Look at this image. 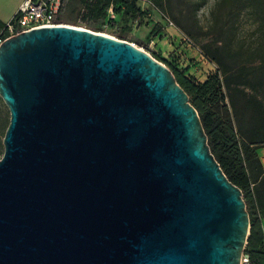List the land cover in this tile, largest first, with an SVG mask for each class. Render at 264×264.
<instances>
[{
    "label": "water",
    "instance_id": "water-1",
    "mask_svg": "<svg viewBox=\"0 0 264 264\" xmlns=\"http://www.w3.org/2000/svg\"><path fill=\"white\" fill-rule=\"evenodd\" d=\"M0 264H239L241 189L172 69L106 33L0 42Z\"/></svg>",
    "mask_w": 264,
    "mask_h": 264
},
{
    "label": "trees",
    "instance_id": "trees-1",
    "mask_svg": "<svg viewBox=\"0 0 264 264\" xmlns=\"http://www.w3.org/2000/svg\"><path fill=\"white\" fill-rule=\"evenodd\" d=\"M207 1L189 0L190 11L182 19H176V24L194 38L212 36L199 48L216 69L204 81H198L188 73L189 68L165 64L197 109L211 153L227 178L242 191L250 220L245 252L252 264H263L260 220L264 217V167L256 148L264 143V0H216L210 10V25L203 32L193 17ZM85 2L63 0L58 22L86 23L93 29L108 20L107 11L111 7L123 22L119 26L117 21H110L116 27L114 34L127 39L134 22L144 14L136 0H95L83 22H79L78 15ZM151 3L164 14L169 0ZM244 18L253 24L248 37L238 32ZM3 26L0 21V30ZM139 45L146 49L144 43Z\"/></svg>",
    "mask_w": 264,
    "mask_h": 264
},
{
    "label": "rangeland",
    "instance_id": "rangeland-1",
    "mask_svg": "<svg viewBox=\"0 0 264 264\" xmlns=\"http://www.w3.org/2000/svg\"><path fill=\"white\" fill-rule=\"evenodd\" d=\"M188 1L189 0H169V4H168V6H166V9L164 10V14H162L159 11L160 14L163 15V18L167 19L168 23H169V21H171L176 27H178L181 30V34H180L181 36H180L179 44L177 46H175L174 49H178V46H180L182 44L183 40L181 39V37L183 36V34H185L183 32V30L176 24V19H182L183 15L187 14L190 11ZM215 2H216V0H208L206 4L201 6L196 11V13L193 17L194 21L197 22L198 26L201 28V30L203 32L206 31L210 25V22H211L210 10L213 8ZM107 15H108V20H106L102 24H98L95 27H93V29H95V30L88 28L86 23L82 24L78 27L90 29V30H93L96 32L106 33V34L117 37V35L114 34V30L116 27L112 26L110 21L111 20L117 21L119 26H120V24H123V22L119 21L120 18L113 8L108 9ZM162 15H161V17H162ZM141 19H142L141 17L138 18L134 23L135 24L138 23L140 25L142 23ZM241 21H242V23H241V26L239 27V31H238L239 35L243 36V37H248V33L252 29L253 24H251V22L245 18L241 19ZM65 24L77 26V25H74L72 23H65ZM185 35H187V34H185ZM187 36L192 41H194V43H196L197 46H200V47H201L202 43H204V42H206L212 38V36L209 34L202 35V36H199L197 38H194V37L189 36V35H187ZM125 40L135 42V44L137 46L142 47L139 45L137 34H134L132 31H131V35L129 37H127V39H125ZM142 48L145 49L144 47H142ZM174 49L172 50V52L170 54L169 64H174L181 69L189 68L188 73H190V75L192 77H195L198 81H200V79H201L200 71H203L202 74L205 75V74H209L210 72H212L216 69L215 68L216 65L214 63H212L210 60H207L204 56H202L199 53L198 49H190V50H192L194 55L189 54V49L185 50L186 52H184V56L186 54L187 58H184L185 59L184 61H183V53L181 55H179V54L175 55V54H173ZM145 50L149 51L151 53V55H153V53H152L153 52V44H149L148 48L146 47ZM8 122H9V110H8L7 106L5 105V103L3 102V100L0 98V157H1L2 152H3L2 139L4 136L5 126Z\"/></svg>",
    "mask_w": 264,
    "mask_h": 264
},
{
    "label": "crops",
    "instance_id": "crops-1",
    "mask_svg": "<svg viewBox=\"0 0 264 264\" xmlns=\"http://www.w3.org/2000/svg\"><path fill=\"white\" fill-rule=\"evenodd\" d=\"M23 1L25 0H0V21L5 23L11 19ZM136 3L142 11L144 10V14L141 19L142 23L140 25L138 23H134L132 25V32L137 34L138 41L140 43H144L147 48L149 44H153L152 53L156 58H158L163 63H169L172 50L179 44L181 30L173 23H168L167 19L163 18V15L160 14L159 10L153 6L151 0H136ZM110 9L112 8L110 7ZM156 22L158 23L157 25L160 26L159 32L156 30L158 27L155 26ZM189 54L194 55L190 49ZM202 73L203 71H200V81H204L208 75H204ZM256 152L264 167V143L256 148ZM260 221L262 244L264 247V217H261Z\"/></svg>",
    "mask_w": 264,
    "mask_h": 264
},
{
    "label": "built area",
    "instance_id": "built-area-1",
    "mask_svg": "<svg viewBox=\"0 0 264 264\" xmlns=\"http://www.w3.org/2000/svg\"><path fill=\"white\" fill-rule=\"evenodd\" d=\"M95 0H86L85 4L81 7L80 13L78 15V21L83 22L85 19L89 7L93 5ZM63 0H25L23 1L15 15L4 23L3 28L0 30V42L6 37L18 33L20 31L41 27V26H52V25H61L65 24L58 22L57 16L61 11ZM172 24L171 21H169ZM80 26V25H77ZM182 44L178 46V49H174L173 54L181 55L183 53L184 58H187V55L184 52L187 49H198L199 53L205 57L202 53L199 46L194 43L187 35L183 34L181 37ZM131 42V41H130ZM135 44V42H131ZM136 45V44H135ZM143 49L142 47H140ZM145 50V49H143ZM150 53L149 51L145 50ZM151 54V53H150ZM206 58V57H205ZM191 59V58H190ZM189 59V60H190ZM207 59V58H206ZM208 60V59H207ZM194 63V62H193ZM239 264H252V260L249 255L245 252V249L242 252L240 257Z\"/></svg>",
    "mask_w": 264,
    "mask_h": 264
}]
</instances>
